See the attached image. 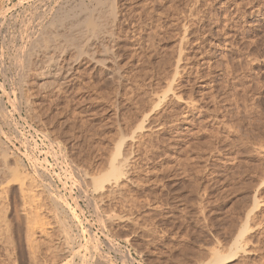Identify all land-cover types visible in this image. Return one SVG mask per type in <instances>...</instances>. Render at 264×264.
<instances>
[{
    "label": "rangeland",
    "instance_id": "rangeland-1",
    "mask_svg": "<svg viewBox=\"0 0 264 264\" xmlns=\"http://www.w3.org/2000/svg\"><path fill=\"white\" fill-rule=\"evenodd\" d=\"M34 1L0 22V86L18 106L6 104L17 128L0 121L9 138L1 140L28 172L38 160L54 191L75 198L68 202L81 221L83 244L113 264H123L127 253L135 264H207L212 249L229 257L248 226V254L220 264H264V0H114L117 74L85 59L66 80L32 65L22 81L13 58L28 38L19 29L20 12L39 10L41 0ZM84 1L53 0L48 7ZM180 50L185 69L174 95L184 100L172 97L139 131L153 97L173 77ZM70 59L61 58L60 67ZM133 133L138 141L130 140ZM124 137V150L132 153L124 188L107 197L113 180L104 177L105 193L83 185L85 172H108ZM8 197L17 213L20 199ZM13 212L10 225L24 226ZM18 233L16 241H0V264L22 263Z\"/></svg>",
    "mask_w": 264,
    "mask_h": 264
},
{
    "label": "bare ground",
    "instance_id": "bare-ground-1",
    "mask_svg": "<svg viewBox=\"0 0 264 264\" xmlns=\"http://www.w3.org/2000/svg\"><path fill=\"white\" fill-rule=\"evenodd\" d=\"M27 1L29 2L30 0H0V22L6 20L10 12L20 9ZM52 1L53 0H41L39 3H41L42 6H40L41 8H39V10H37V8L35 11L27 12L21 10L20 12L23 19L20 21L19 29L22 32H26L25 36H28V38H25L24 42L16 48L13 58V64L18 70L19 79L23 81L27 75V70L32 65H35L42 69L44 75L48 78H52L54 81L66 80L73 74V66L85 59L89 60V62L94 64L97 68H104L111 74H117L119 70L116 67V58L112 46L115 41L113 27L117 18L115 1L89 0L88 2L90 4L84 1V3L81 2V5H76L74 7L69 6V8L60 5L57 9L48 7V2ZM182 50H180V52ZM182 52H184V50ZM182 52L179 53L177 60H175L176 64L174 74L172 73L173 77L167 81L168 83L165 85L166 89L161 94L156 93L153 97L154 100H152V102H154L152 109L150 108V112L147 110L149 112L147 115L144 114L143 122L141 121L142 124L140 123L139 125V131H146L145 123L147 118L152 116V114L166 102L169 103L172 97L176 96V94L174 95V91H176L174 90L175 84H177V78L180 77V70L183 68L185 69V67L182 68L183 65L181 66V62L184 61ZM68 54L71 55V63H68V66L62 69L60 67V60ZM2 85L3 84L0 86L3 92V94H0V121L6 124L8 128H17L13 114L9 111L6 104H11L14 110L16 108L18 109V106L15 107L13 101L9 97L10 94L4 90L5 88H3L4 86ZM6 97H8L7 102H5ZM177 97L179 96H176V98ZM182 98L179 97L180 100ZM183 100L184 99H182V101ZM191 101L184 102L190 104ZM28 102L27 100L26 103ZM151 121L153 120L151 119ZM30 127L36 134H41L36 128ZM147 128L149 127L147 126ZM4 134L2 130H0V241L2 242L5 238L8 239V241H13L12 239L16 241L14 237L19 230L17 240H19L20 246H18L22 251L23 258H19L22 260H19L22 262L21 264H113L112 260L109 259L110 257L108 258L107 255L103 254L104 252L102 253L97 248L91 249L83 244L80 235L81 221L68 202L69 199L76 202L75 198L73 196L66 197L64 194L60 195L54 191L53 181L49 176L50 174H48L47 171L42 172V164H40V162L38 164L37 159L33 164L35 166V172H28L23 166V163L16 158L14 155L15 153L13 152L14 154H11L8 152L9 150L7 151L4 141L6 142L9 138ZM135 134L137 133H133V135L129 137L130 140H139L136 138L137 135L135 136ZM44 138L46 137L44 136ZM1 139L4 141L2 142ZM125 140L128 139L122 138L118 143L114 158L106 174L101 177H96L81 170L83 173L85 172L81 177L84 182L83 185L93 186L94 190L96 188V190L102 193L108 188L107 186L105 188V182L107 180L109 182L113 180L111 182V187L108 188V192L106 191L108 193L107 197L108 195L112 197L118 194L124 188L125 185L122 184V180H130V156L132 154L124 150L126 149L124 147L126 144ZM29 150L26 151L29 152ZM32 155H28L27 158ZM45 162L46 161H44V163ZM54 177L58 179L59 175L55 173ZM104 177L107 178V180H105ZM73 182H75L74 185L72 184L73 187H75V184H77V187L79 186L78 181L73 180ZM107 183L108 182H106V184ZM81 187L82 186H79L78 188L81 192L86 194V191ZM10 192L14 194V198L17 197L21 201L20 209L18 208L17 211L18 214L15 213L16 207L10 206L12 202L8 204V202L11 201L8 197ZM15 204L17 205V203ZM75 206L81 209L80 205ZM12 212L18 215L16 218L19 217V221L23 219L22 221L25 223V225L21 224L25 226L23 230L19 229L24 227L20 226V224H17V226H20L17 229H15L16 226L10 225L11 221L7 218L8 214ZM48 217H52L49 219H51L50 221L52 222L54 220V224L47 220ZM247 232L248 226L240 231L230 248L229 257L224 256L219 250L212 249L210 251L211 261L207 264H220L224 260L239 254H248ZM83 238L84 237H82V239ZM109 246L111 249L117 250L115 244L110 243ZM17 248L18 247H16V249ZM25 254L29 256L27 260H25ZM123 259L126 264H135L136 261L132 258L130 253L124 254Z\"/></svg>",
    "mask_w": 264,
    "mask_h": 264
}]
</instances>
